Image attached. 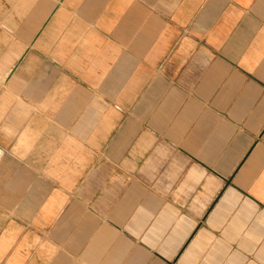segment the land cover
Here are the masks:
<instances>
[{"label": "crops", "instance_id": "1", "mask_svg": "<svg viewBox=\"0 0 264 264\" xmlns=\"http://www.w3.org/2000/svg\"><path fill=\"white\" fill-rule=\"evenodd\" d=\"M0 264H264V0H0Z\"/></svg>", "mask_w": 264, "mask_h": 264}]
</instances>
